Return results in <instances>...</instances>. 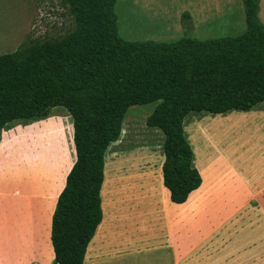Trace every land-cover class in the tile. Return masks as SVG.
Masks as SVG:
<instances>
[{"label": "trees", "instance_id": "obj_1", "mask_svg": "<svg viewBox=\"0 0 264 264\" xmlns=\"http://www.w3.org/2000/svg\"><path fill=\"white\" fill-rule=\"evenodd\" d=\"M61 1L73 19L67 33L0 53V137L16 122L67 111L73 149L66 161H75L56 201L50 238L54 264H84L104 218L105 154L119 140L127 109L157 102L145 124L164 135L161 174L169 200L185 202L202 182L191 165L186 139L194 116L187 114L246 110L264 101V23L259 0H243L246 28L239 35L127 40L118 32L117 0ZM201 115L228 126L224 114Z\"/></svg>", "mask_w": 264, "mask_h": 264}, {"label": "rangeland", "instance_id": "obj_2", "mask_svg": "<svg viewBox=\"0 0 264 264\" xmlns=\"http://www.w3.org/2000/svg\"><path fill=\"white\" fill-rule=\"evenodd\" d=\"M115 12L118 32L127 40L171 41L182 36L208 39L236 36L246 28L243 0H117ZM185 14L190 18L184 17ZM257 15L264 23V0L258 1ZM72 27L69 8L61 0H0V53L12 52L22 42L33 39H58ZM156 104L130 106L123 118L119 140L105 154L101 191L104 218L84 264H153L155 261L150 244L154 231L147 224L146 215L151 214L162 184L164 135L159 128L147 126L145 119ZM227 119L228 126L209 119L188 121L187 137L198 136L193 144L197 158L211 156L215 150L207 147L218 137L220 140L226 137L228 141L232 136L234 140L217 145L222 156L245 149L240 147L241 139L246 136L244 130L235 126L234 134L227 136L234 124ZM72 129V120L66 112L49 116L27 133L33 136V142L30 147L25 146V151L48 158L62 153L66 161L73 149ZM237 209L239 222L232 223L226 217L231 208H191V247L197 249L203 236L215 230L245 232L250 225L246 221L250 208ZM226 212L223 219L209 218ZM235 244L245 245L246 239ZM191 259L197 261V255L192 254Z\"/></svg>", "mask_w": 264, "mask_h": 264}, {"label": "crops", "instance_id": "obj_3", "mask_svg": "<svg viewBox=\"0 0 264 264\" xmlns=\"http://www.w3.org/2000/svg\"><path fill=\"white\" fill-rule=\"evenodd\" d=\"M62 112L67 111L57 109L51 116ZM201 114L226 115L234 123L227 136L233 135L236 128L244 130L246 136L240 147L245 149L222 156L217 145L234 140L232 136L228 141L226 137L222 140L218 137L207 147L214 148V153L197 158L193 144L198 136L186 137L192 149L191 165L200 172L202 182L179 204L169 200L168 190L160 182L156 204L151 214L146 215L147 224L154 231L150 242L155 255L153 264H264V101L246 110L192 111L187 115L194 116L193 122H202ZM43 119L16 122L1 132L0 264H54L52 215L75 156L68 164L62 153L48 158L25 151V146L30 147L33 142V136L27 133ZM241 207L250 208L246 216L250 225L245 232L215 230L203 236L197 249L191 247V208H231L230 215L226 216V212L209 218L226 216L232 223H238L236 212ZM243 238L245 245L235 244ZM192 254L197 255V261L192 262Z\"/></svg>", "mask_w": 264, "mask_h": 264}]
</instances>
